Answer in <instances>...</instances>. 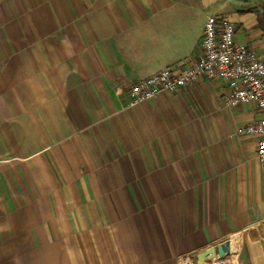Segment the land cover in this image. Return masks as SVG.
<instances>
[{"label":"crops","instance_id":"obj_1","mask_svg":"<svg viewBox=\"0 0 264 264\" xmlns=\"http://www.w3.org/2000/svg\"><path fill=\"white\" fill-rule=\"evenodd\" d=\"M241 3L0 0V264H197L225 240L204 264H264V162L236 132L263 113L219 79L129 97L201 54L214 11L264 57ZM37 160L56 174L23 177Z\"/></svg>","mask_w":264,"mask_h":264},{"label":"built area","instance_id":"obj_2","mask_svg":"<svg viewBox=\"0 0 264 264\" xmlns=\"http://www.w3.org/2000/svg\"><path fill=\"white\" fill-rule=\"evenodd\" d=\"M236 24L226 15L209 14L201 38V54L182 65H170L135 81L129 89L130 105L175 92L201 79L225 83L224 103L236 107L254 103L263 116L241 124L236 132L257 138L256 153L264 162V57L235 39ZM179 264H185L180 262Z\"/></svg>","mask_w":264,"mask_h":264},{"label":"rangeland","instance_id":"obj_3","mask_svg":"<svg viewBox=\"0 0 264 264\" xmlns=\"http://www.w3.org/2000/svg\"><path fill=\"white\" fill-rule=\"evenodd\" d=\"M241 1H242V3L240 6L241 7L240 10L255 11L257 13V15L261 13L262 4H263L264 0H241ZM212 13L216 14L215 11L211 12V14ZM19 170H20L21 175L23 177L28 176V180H30V181H34L38 174H46L47 176L56 174V169H54L53 167H51L49 165H46L45 163H39L38 160L31 167H29V168L25 167L23 169H21V167H20ZM23 170L25 171V175H24ZM58 170L64 174L66 173V168H64V167H59ZM26 185H28V184L26 183ZM91 233L94 234V232H91ZM85 234H86V232H77V235L83 236V239L86 238ZM95 236H96V238L101 240L102 232L96 231Z\"/></svg>","mask_w":264,"mask_h":264},{"label":"water","instance_id":"obj_4","mask_svg":"<svg viewBox=\"0 0 264 264\" xmlns=\"http://www.w3.org/2000/svg\"><path fill=\"white\" fill-rule=\"evenodd\" d=\"M229 251L230 242L228 240L219 243L217 246H210L208 248H205L204 250L196 254L197 264H204L206 263L207 259L212 258L217 254L223 255L225 253H229Z\"/></svg>","mask_w":264,"mask_h":264},{"label":"trees","instance_id":"obj_5","mask_svg":"<svg viewBox=\"0 0 264 264\" xmlns=\"http://www.w3.org/2000/svg\"><path fill=\"white\" fill-rule=\"evenodd\" d=\"M258 25L264 30V2L262 4L261 13L258 14Z\"/></svg>","mask_w":264,"mask_h":264}]
</instances>
